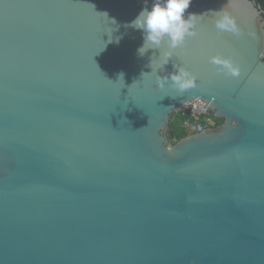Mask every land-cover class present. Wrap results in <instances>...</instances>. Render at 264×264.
Instances as JSON below:
<instances>
[{"label": "water", "instance_id": "water-1", "mask_svg": "<svg viewBox=\"0 0 264 264\" xmlns=\"http://www.w3.org/2000/svg\"><path fill=\"white\" fill-rule=\"evenodd\" d=\"M152 3L0 0V264H264V10L230 6L240 37L206 14L159 72L197 74L179 93L153 86L159 62L125 27ZM195 99L224 121L174 143Z\"/></svg>", "mask_w": 264, "mask_h": 264}, {"label": "clouds", "instance_id": "clouds-1", "mask_svg": "<svg viewBox=\"0 0 264 264\" xmlns=\"http://www.w3.org/2000/svg\"><path fill=\"white\" fill-rule=\"evenodd\" d=\"M238 0H228V4L220 10L204 13L190 12L185 17L186 10L191 6L192 0H153L151 7H144L134 20L125 24L140 30L143 36V44L137 49L140 57L145 56L150 50L153 55L150 58V67L153 69V57L159 62L155 69L154 87L157 89L171 88L183 93L184 91L197 86L198 76L191 69L174 65V71L170 74L160 75L176 54L177 49H183L189 37H196L199 34V24L206 14L212 13L216 18L214 21L218 33H228L236 37L243 34L238 16L229 10L230 6ZM253 14L255 10L249 5ZM116 22V21H115ZM249 35H255L249 33ZM120 37H116L119 42ZM158 51L157 56L155 52ZM209 63L216 66L217 72L230 77L241 75V66L231 56L217 53L209 57ZM145 74L142 73V78ZM124 80V74H118V80Z\"/></svg>", "mask_w": 264, "mask_h": 264}, {"label": "trees", "instance_id": "trees-1", "mask_svg": "<svg viewBox=\"0 0 264 264\" xmlns=\"http://www.w3.org/2000/svg\"><path fill=\"white\" fill-rule=\"evenodd\" d=\"M258 4H260L264 10V0H256ZM211 118L214 120L215 124L211 125L205 121L206 117L201 118V122L207 127V128H216L221 123H223L224 119H216L214 118L213 114L210 113ZM186 123H189L190 126H187ZM197 122L196 120L189 115H183L180 111L175 112L170 120L169 123V134L170 138L174 143H177L180 139L186 137L187 135L194 132V127L196 126Z\"/></svg>", "mask_w": 264, "mask_h": 264}, {"label": "built area", "instance_id": "built-area-1", "mask_svg": "<svg viewBox=\"0 0 264 264\" xmlns=\"http://www.w3.org/2000/svg\"><path fill=\"white\" fill-rule=\"evenodd\" d=\"M178 111H180L183 115L192 116L196 120L197 124L194 127V132H201L207 128L203 122L200 121L204 114L209 113L208 111H205L204 104L201 100L195 99L194 101L181 107ZM205 121L211 125L215 124L212 118H205ZM186 125L190 126L189 123H186Z\"/></svg>", "mask_w": 264, "mask_h": 264}, {"label": "rangeland", "instance_id": "rangeland-1", "mask_svg": "<svg viewBox=\"0 0 264 264\" xmlns=\"http://www.w3.org/2000/svg\"><path fill=\"white\" fill-rule=\"evenodd\" d=\"M211 114L210 113H206V114H204V116L203 117H206V118H211V116H210ZM191 133H193L192 132V130H191Z\"/></svg>", "mask_w": 264, "mask_h": 264}]
</instances>
